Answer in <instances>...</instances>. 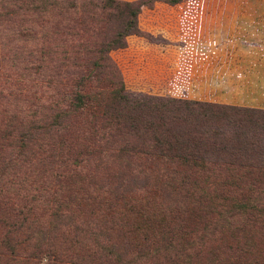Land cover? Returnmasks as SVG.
Returning <instances> with one entry per match:
<instances>
[{"label": "trees", "instance_id": "1", "mask_svg": "<svg viewBox=\"0 0 264 264\" xmlns=\"http://www.w3.org/2000/svg\"><path fill=\"white\" fill-rule=\"evenodd\" d=\"M154 1L181 0H41L32 7L54 11L49 32L59 37L42 36L38 50L54 61L65 88L43 95L47 114L26 122L25 137L55 135L64 169L58 165L53 187L45 189L57 197L54 220L34 233V208L11 205L9 188L18 182L1 184L6 170L26 163L35 149L11 142L9 118L0 117L2 264H36L41 256L52 257L48 264H245L218 255L205 236L218 224V234L235 240L243 229H229L230 218L264 222V109L127 90L109 51L124 48L128 35L153 40L137 16ZM77 168L87 173L84 185L71 178ZM131 187L143 194L131 198ZM61 192L88 214L71 221L73 229L65 230L68 216L58 221V211L68 209L59 205ZM63 234L73 239L50 240ZM79 236L90 242L75 241ZM204 242L212 247L199 262Z\"/></svg>", "mask_w": 264, "mask_h": 264}, {"label": "rangeland", "instance_id": "2", "mask_svg": "<svg viewBox=\"0 0 264 264\" xmlns=\"http://www.w3.org/2000/svg\"><path fill=\"white\" fill-rule=\"evenodd\" d=\"M40 5L41 0H0V117L5 115L9 118L11 142L20 144L21 140L35 149L34 156L26 163L6 170L1 188L8 189L10 182H18L9 188L13 192L9 195L11 205L13 208L25 209L26 205L34 208V214L29 215L34 233L54 220L51 206L57 197L51 196L45 189L53 187L54 173L62 164L56 150V139L53 138L55 135H34L32 132L31 136L35 138L28 140L25 137L26 122L31 117L38 121L43 117L41 113L47 114L46 97L43 95L65 88L61 87L62 75H57L54 70V61L38 50L42 36L48 33L52 38L59 37L57 33L49 32L56 27L54 11L33 12ZM231 18L246 19L244 21L264 18V0H181L173 5L154 1L150 6L141 7L137 16L139 29L150 34L153 40L128 35L125 47L110 50L109 56L129 91L201 100L228 99L239 102L231 104L264 109V46L260 45L263 39L221 29L220 26H234L227 23ZM219 53L241 62L246 59L242 69L247 67L248 60L253 59L256 61L255 70L217 71L213 64L220 59ZM233 77L235 79L230 80ZM237 84L250 88L233 87ZM59 169H64V166ZM86 176L85 169L77 168L76 175L71 178L76 185H84L88 181ZM138 189L133 190L131 198L143 194ZM80 191H86L84 186ZM60 196L63 199L59 205L68 208L58 211L62 213L58 219L60 224L66 220L65 217H69L66 221L70 222V226L66 225L65 230L73 229L71 221L82 223L88 218L82 206L74 210L75 205L71 199L65 198V192H61ZM127 218V223H130L131 217ZM219 221L225 224L222 218ZM228 224L229 229H243L235 240H231L229 232L218 234V224L205 236L211 243H216L218 255L224 251L221 255L225 258L232 256L245 264H264V222L251 224L236 217L230 218ZM197 233L201 234L199 230ZM49 237L56 244L64 239H73L67 234ZM218 237L222 238L219 243ZM81 239L84 243L90 242L86 236H79L75 241L82 243ZM228 244L236 248L228 250ZM204 245L205 248H201L203 253L198 255L199 262L208 259L203 254L212 247L208 242ZM51 258L41 256L35 261L36 264H48Z\"/></svg>", "mask_w": 264, "mask_h": 264}, {"label": "crops", "instance_id": "3", "mask_svg": "<svg viewBox=\"0 0 264 264\" xmlns=\"http://www.w3.org/2000/svg\"><path fill=\"white\" fill-rule=\"evenodd\" d=\"M231 20L230 24H234V26H229L227 28L220 26L221 29H227L228 32H233V33H237V34H241V35H249L251 37H257L259 36V40H261L260 45L264 46V18L262 19H256V18H250L247 19V21H244L246 19H240V18H231L228 19ZM233 20V21H232ZM257 20H261V21H257ZM241 21V22H240ZM240 24V25H238ZM257 39V38H256ZM222 52V51H221ZM215 55V54H214ZM219 57L220 59H217L214 61V66L215 68H217V71H251V70H255L253 68V66L256 65V61H254L253 59L248 60V63L245 64V66H247L246 68L242 69V67H244V65H242L244 62H246V59H244L243 62H241L242 60H238L237 58L233 59L231 57H228L227 55H225V53H219ZM221 68V69H219ZM219 69V70H218ZM235 79V77L230 78V80ZM238 82H240V79L238 80ZM233 87L235 88H250V86L248 87V85H234ZM228 96V95H225ZM210 101H217V102H224V103H235L238 101H231L228 99H219V100H210ZM239 103V102H238Z\"/></svg>", "mask_w": 264, "mask_h": 264}]
</instances>
